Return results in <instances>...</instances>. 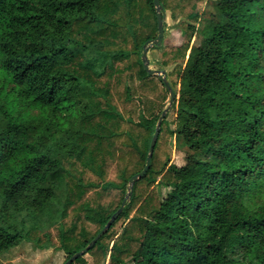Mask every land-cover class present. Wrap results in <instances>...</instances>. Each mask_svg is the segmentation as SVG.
I'll list each match as a JSON object with an SVG mask.
<instances>
[{"label":"trees","instance_id":"trees-1","mask_svg":"<svg viewBox=\"0 0 264 264\" xmlns=\"http://www.w3.org/2000/svg\"><path fill=\"white\" fill-rule=\"evenodd\" d=\"M204 1L160 0L184 35L152 46L177 97L71 264H264V0H213L192 44ZM157 34L154 0H0V255L65 262L120 207L170 99L142 59Z\"/></svg>","mask_w":264,"mask_h":264},{"label":"rangeland","instance_id":"rangeland-1","mask_svg":"<svg viewBox=\"0 0 264 264\" xmlns=\"http://www.w3.org/2000/svg\"><path fill=\"white\" fill-rule=\"evenodd\" d=\"M213 0H205L202 4L200 12V20L196 23V32L192 39V44H199L202 40L201 27L206 17L212 16L214 10L212 6ZM167 33L164 35V44H179L183 40V32L180 26L171 19L170 15H167ZM148 57L150 60V66L156 69H164L168 71L172 66L162 68L160 64V57L158 49L150 47L148 51ZM179 89V85H178ZM168 104V103H167ZM173 143V161L179 165L185 163V158L190 149L187 146ZM167 187H159V192L162 197H166ZM0 258L7 264H63L66 258V253L63 250L49 247V248H35L31 242L23 240L17 246L13 247L10 251L1 254ZM132 264V263H128Z\"/></svg>","mask_w":264,"mask_h":264},{"label":"water","instance_id":"water-1","mask_svg":"<svg viewBox=\"0 0 264 264\" xmlns=\"http://www.w3.org/2000/svg\"><path fill=\"white\" fill-rule=\"evenodd\" d=\"M154 4H155L156 10H157L158 34H157L156 38H154L150 42L145 43L144 49L142 52V59H143L145 69L151 74L158 75L165 82V84H166V86L170 92V99H169L168 104L166 105V107L164 108V110L162 111V113L158 119L156 130L153 134V137H152V140H151V143L149 146V151H148V154L146 157V164L141 171L134 174L130 178L128 191H127L126 196H125L124 200L122 201L120 207L111 216V218L108 220V222L105 224V226L97 233V235L84 248L75 252L69 258H67L63 264H71L77 257H79L80 255H83L85 252H87L88 249H90L92 247V245L97 241V239L108 229V227L111 225V223L115 220L116 216L122 211L126 201L128 199H130V197H131L134 182L136 180H138L139 178H141L146 173V171L150 165L151 157H152L153 152H154V146L156 144V141H157L160 129H161V122H162L163 118L167 115L168 110L170 109L174 100L177 97L176 91L172 88V86H171V84L167 78L166 71L164 69H156V68H152L150 66L148 51H149L151 46L161 44L163 41V38H164L163 13H162L163 6H162L160 0H154Z\"/></svg>","mask_w":264,"mask_h":264}]
</instances>
